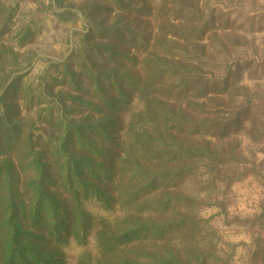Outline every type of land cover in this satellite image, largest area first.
Wrapping results in <instances>:
<instances>
[{"label": "rangeland", "instance_id": "obj_1", "mask_svg": "<svg viewBox=\"0 0 264 264\" xmlns=\"http://www.w3.org/2000/svg\"><path fill=\"white\" fill-rule=\"evenodd\" d=\"M142 1L121 8L115 0H0V23L9 17L0 34V80L8 76L0 95L6 92V103L17 107L5 115L19 127L9 155L25 169L22 177L33 175L26 168L27 146L50 150L55 167L61 133L56 118L63 112L76 118L89 113L67 100L66 94L74 93L70 74L85 81L87 61L99 71L114 64L78 50L82 43L122 46L139 61L164 54L156 89L166 107L174 104L175 114L169 123L161 111L156 114L148 134L152 151H139L138 164H123L117 178L126 181L141 167L162 176L158 187H170L165 196L185 200L178 214L170 211L165 219L193 222L176 232L177 237L188 233L180 246L190 258L204 254L210 264L218 258L224 264H264V0H145L154 10L168 9L149 18L137 10ZM112 23L135 30L137 37L126 43L104 40L95 24L103 30ZM142 35L146 43L137 40ZM152 69L146 66L144 72L150 75ZM141 96L134 92L133 107ZM152 109L157 112L155 105ZM159 133L163 141L154 139ZM179 171L183 175L175 184L172 176ZM134 180H141L139 186L148 181ZM86 206L94 215L111 216L95 204ZM87 248L95 252L92 236ZM64 251L73 264L71 257L83 248L71 243Z\"/></svg>", "mask_w": 264, "mask_h": 264}, {"label": "trees", "instance_id": "obj_2", "mask_svg": "<svg viewBox=\"0 0 264 264\" xmlns=\"http://www.w3.org/2000/svg\"><path fill=\"white\" fill-rule=\"evenodd\" d=\"M115 1L117 7L127 8V4L142 0ZM150 1L159 4L163 0ZM137 10L146 11L147 18L153 11H168L162 7L154 10L145 0ZM8 21L9 17L0 23V34ZM95 27L104 40L112 37L126 43L137 37L135 30L117 27V23L103 30L98 24ZM175 35L179 37L178 33ZM140 38L137 40L141 43L148 41L145 35ZM81 45L78 50L85 48L91 54L106 56L114 64L99 71L95 70V62L87 61L85 81L70 74L74 93L66 94L67 100L89 113L76 118L63 112L56 118L61 133L53 151L57 156L55 167L50 162V150L41 148L34 152L27 146L26 168L33 175L22 177L25 169L18 168L9 155L16 148L19 127L5 115L17 107L6 103V92L0 95V264H68L69 254L64 250L71 243L83 248L71 257L73 264H210L204 254L190 258L186 247L180 246L188 233L177 237L176 232L193 222L182 217L165 219L170 211L178 214L180 204L186 202L174 195H164L170 187H158L162 176H150L139 167L130 179L117 178L123 164H138L142 158L139 151H152L148 134L156 114L161 111L168 123L175 114L174 104L166 107L156 89L164 72V54L144 56L139 61L122 46L110 49L103 47L105 44ZM1 55L0 50V58ZM127 66H141V72H126L123 68ZM146 66H153L150 75L144 72ZM7 80L8 76L1 78L0 89ZM10 84L12 87L16 82ZM134 92L142 96L133 107ZM81 93L88 97L82 98ZM179 93L177 90L176 94ZM126 113L128 118H123ZM93 117L97 119L91 121ZM154 139L163 141L160 133ZM179 175L183 174L179 171L172 176L174 183ZM145 177L146 183L136 184L141 180L135 178ZM86 204H95L111 216L94 215ZM91 236L95 241L94 253L87 248ZM218 260V264H224L222 259Z\"/></svg>", "mask_w": 264, "mask_h": 264}]
</instances>
